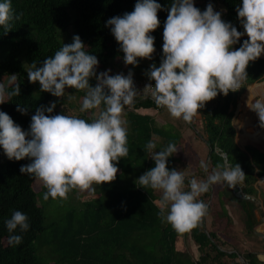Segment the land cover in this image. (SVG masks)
<instances>
[{
	"label": "trees",
	"instance_id": "obj_1",
	"mask_svg": "<svg viewBox=\"0 0 264 264\" xmlns=\"http://www.w3.org/2000/svg\"><path fill=\"white\" fill-rule=\"evenodd\" d=\"M204 1L193 0L194 6L198 9L207 6ZM219 1L224 6L222 20L244 32L236 12L242 0ZM136 2L137 0H11L13 18L9 21L10 30L5 32V27L0 25V81L6 75L16 74L21 91L19 96L0 104V111L10 115L25 131L29 130L31 116L35 114L36 108L55 102L52 115L63 111L58 109L64 102L63 97L42 92L39 82H29L27 71L32 63L39 66L63 44H70L59 40L58 32L66 31V36L71 38V25L75 35H79L84 43V50L97 57L99 63L96 72L110 69V75H116L113 61L124 54L107 26V21L132 12ZM156 2L162 5V10L157 13L159 27L150 33L154 37L155 49L161 44L159 34L164 28L173 0ZM245 39L248 37L242 36L232 46L233 49L239 48ZM246 72L247 78L238 90L229 91L226 96L218 94L213 104H205L198 110L202 123L200 129L192 121L185 122L182 118V125L178 128L172 124L157 126L155 114L150 113L153 109L157 111L155 102L147 97L136 96L134 103L127 106L123 113L128 154L116 164L119 171L115 180L101 185L93 184L90 191L96 196L81 200L54 221L45 223L43 207L38 203L37 191L33 188L35 176L20 173V167L30 163V160H9L0 151V156H6L0 160V264H188L179 259L175 246L180 232L161 218L154 190L135 183L146 170L155 166V162L144 150L145 145L154 141L155 150L158 151L169 143H174L178 151L184 144L182 126L189 124L207 146L208 170L206 172L203 169L204 176L217 165L224 164L225 158L232 166L239 163L246 175L242 191L255 196L256 176L264 174V152L248 145L245 146L246 152L240 149L234 138L232 116L238 96L245 87L264 80V58L259 57L249 62ZM137 78L145 79L139 76ZM96 82L95 77L89 81L92 86ZM4 84L7 86L8 82ZM66 89L78 96L84 97L86 94L85 90ZM17 106L26 107L27 114L18 112ZM163 109L164 107L158 111ZM99 110H85L76 117L91 122ZM217 150L225 153V158ZM178 161L179 154L173 153L168 158V168L177 169ZM257 168L259 171H256ZM187 188L184 190H189ZM211 190L209 187L207 192L198 197L207 205L205 215L197 222L196 227L184 232L196 244L199 252L195 262L188 259L189 264H264L250 248L243 251L220 248L219 244L224 241L217 236L215 230L205 225V217L215 212L214 215L219 213L215 217L225 218L226 223H229L231 216L223 203V210L212 208ZM227 190L240 210L246 235L252 234L253 227L257 224L253 201L238 198L230 189ZM46 191L42 184L40 192L45 194ZM67 193L79 197L81 192L80 188H73ZM220 199L217 196V200ZM13 211L24 213L29 223L27 231L21 233L17 229L14 233L22 236V242L18 245H9V233L4 223Z\"/></svg>",
	"mask_w": 264,
	"mask_h": 264
},
{
	"label": "clouds",
	"instance_id": "obj_2",
	"mask_svg": "<svg viewBox=\"0 0 264 264\" xmlns=\"http://www.w3.org/2000/svg\"><path fill=\"white\" fill-rule=\"evenodd\" d=\"M162 5L156 0H137L134 10L107 21L111 33L123 52L125 65H138V59H151L155 51V31L160 21ZM244 32L221 18L211 3L201 11L193 0H173L164 23L163 56L159 66L151 64L146 75L150 81L143 92L149 93L158 107H164L174 118L191 122L198 110L218 94L236 91L247 78L246 68L251 61L264 54V0H242L236 8ZM11 0L0 2V25L10 30ZM17 19L19 17H16ZM246 35L241 46L233 45ZM79 35L37 66L27 71L30 83L39 82L40 90L62 97L66 88L85 90L80 111L100 109L88 122L65 114L52 115L56 103L36 108L29 130H23L14 120L0 111V148L9 160L25 158L30 163L20 167L21 174L32 175L42 181L49 197L64 198L73 188L89 189L93 184L110 183L119 171L116 164L128 154L127 128L122 119L125 106L134 103L138 91L133 73L110 75L111 70L97 74L98 59L87 53ZM8 85L0 82V104L20 95L16 74L9 75ZM95 77L96 84L89 81ZM259 82V81H258ZM9 87L11 90H8ZM103 105V107H101ZM247 107L264 129V98ZM21 114L26 107L17 106ZM47 113V114H46ZM149 141L145 151L155 162L137 180L141 187L161 192L157 201L160 216L175 230L185 232L196 227L205 215L207 205L198 197L210 185L227 182L230 188L242 184L245 173L239 163L217 165L206 180L192 178L185 191V176L175 168H168V158L177 152L169 143L160 150ZM207 172L208 165L201 162ZM256 171H259L257 168ZM9 245H18L22 236L14 234L29 229L28 217L13 211L5 220ZM264 259V257H259Z\"/></svg>",
	"mask_w": 264,
	"mask_h": 264
},
{
	"label": "rangeland",
	"instance_id": "obj_3",
	"mask_svg": "<svg viewBox=\"0 0 264 264\" xmlns=\"http://www.w3.org/2000/svg\"><path fill=\"white\" fill-rule=\"evenodd\" d=\"M204 2L207 3V5L211 3L214 7V10L221 12V15L224 13V6L219 0H210V1L205 0ZM199 9L201 11H204L206 9V6L201 7ZM69 29H72V32H71L72 37L68 38L65 33L66 31L65 32L60 31L58 32L59 40H61L62 42H66V43L72 42L73 36L75 35L74 28L71 25ZM163 30L164 28L161 29L160 34H159L161 38V44L157 49H155L154 53L152 54L151 59H138V65L133 66V65H125L123 57L116 58L113 61V70L115 74L123 73L124 75H127L126 72L131 71L133 75L136 77L139 76V77H145V79H148L146 73L149 70L150 65L156 64L157 66H159L162 56H163V52H162ZM62 33H65V35H63ZM100 72H104V71H99L97 72V74H99ZM9 79H10V76L6 75L5 78L1 79L0 82L2 83L8 82ZM252 84L247 85L244 91H242L240 95L238 96V99L236 101V106H235L233 116H232V124L235 128L234 138H235V142L237 145H239L240 147L244 146V148L245 146L248 145L256 149H260L261 147L257 144L245 143V142L240 143L237 141V138H236V132H237L236 130L239 126L238 123H240L241 121L239 119V113H241V111H237L238 102L241 96L247 90V88ZM62 97L64 99V102L59 106L58 109L59 111L61 109L63 111H61L59 114H65V115L76 117L78 113L81 112L80 108L82 106L83 97L78 96L76 93L69 92L67 91V89H65L64 95ZM215 100H216V97L212 99L211 101L206 102V104L208 105L213 104ZM126 107L127 106H125L124 110L126 109ZM124 110L122 112L123 120H124V116H123ZM150 113L155 114V123L159 127H162V126L165 127V126H168L169 124H172L176 128H178V126L181 127L182 125V122H181L182 119L181 118L177 119V118L172 117L166 108H164L161 111H155L153 109V111H151ZM200 118H201V114L197 112V114L192 119V122L199 129L202 127ZM256 124L258 126L259 121H257ZM182 136L184 139V144L177 151V153L179 154V161L177 162V170L181 171L183 175L185 176V188H187V185L190 179L196 178L197 180H206L207 176L212 173V170H209V172L204 176V172H202L204 168L201 167V162L206 163L207 146L204 143V141L201 139V137L198 135V133L191 127V125L188 124L187 126L185 125L182 126ZM0 151L3 152V149L0 148ZM3 155H5L4 152H3ZM5 158L6 156L4 157L0 156V160H3ZM259 177L260 175H257L256 179L262 180V179H259ZM42 184H43L42 181H40L38 178L35 177L34 182H33V188L34 190L37 191L38 203L43 207L44 215H45V223L59 219L61 216L64 215L67 209L77 205L81 200L87 199V198L89 199L91 198V196H96L90 191L91 188H89V189H84V190L80 189L81 193L79 197L76 195L67 193L64 198L57 197L56 199L52 198V199L45 200L43 198L44 194L40 192ZM217 186H220V187L217 188ZM210 187L212 188L211 190L212 191L211 193L212 208L217 209V211H220V210H223V208H221V204L223 203V205H225V203H228L226 204V206L228 207V211L232 217V221H230L229 223H226L225 218L215 217V216H218L219 213L214 215L215 212H213V213H210V216L207 218V219L212 218L211 221L208 222V220L207 221L205 220V225L208 228H210V225H212L213 227L214 226L216 227L219 237L224 240V242L222 243L223 245L221 243L219 244L220 248L226 249V250L229 249L228 251H231L234 249H237L238 251H243L244 250L243 245L244 246L246 245L244 242V240L246 239L245 238L246 234L243 233V230H242L243 223L241 221V218L239 219V216H240L239 214L241 213L236 208L238 207L236 204V201H234L232 198L229 199L230 191L227 190L228 189L227 182H220V183L212 184L210 185ZM154 194L157 197L156 199V202H157L161 198V192L154 190ZM217 196L221 197V199L217 200ZM224 200H229V201L224 202ZM258 222L259 221H257V224ZM223 225H225L226 232L222 230ZM219 228H221V230H219ZM220 234H222L221 236L223 238L220 236ZM175 247H176V250L178 251L179 259L183 261L184 263L189 264L190 262H188L189 261L188 259H190L191 262H195V260L199 257V252H198L196 244L193 243L189 235L188 234L185 235L184 232H180L179 237L176 240ZM40 256L43 257L44 255L40 252ZM43 260H44L43 262H45V258H43ZM230 261L231 260H228V262Z\"/></svg>",
	"mask_w": 264,
	"mask_h": 264
},
{
	"label": "bare ground",
	"instance_id": "obj_4",
	"mask_svg": "<svg viewBox=\"0 0 264 264\" xmlns=\"http://www.w3.org/2000/svg\"><path fill=\"white\" fill-rule=\"evenodd\" d=\"M260 98H264V81L250 85L238 102L237 111H241L239 113L241 121L238 123L236 138L240 143H254L264 148V129L257 126V115L247 107V101L254 103L256 99Z\"/></svg>",
	"mask_w": 264,
	"mask_h": 264
},
{
	"label": "crops",
	"instance_id": "obj_5",
	"mask_svg": "<svg viewBox=\"0 0 264 264\" xmlns=\"http://www.w3.org/2000/svg\"><path fill=\"white\" fill-rule=\"evenodd\" d=\"M127 73V72H126ZM128 74V73H127ZM134 76V75H133ZM262 149V148H260ZM246 150V149H245ZM261 176V175H260ZM256 190H257V194L253 197H255V200H251L253 201L254 205H255V208L256 207H259L261 209V211L263 212V216H262V219L258 222L257 225H255L253 227V232L252 234H248V236L246 235L245 236V246L243 245V248L244 249H252L255 253H256V256L259 260L261 261H264V259H261L259 257H264V179L262 180H257L255 181V184H254ZM220 186H217V188H219ZM232 193V192H231ZM233 194V193H232ZM252 196V195H251ZM231 199V198H230ZM234 200V199H233ZM250 200V199H249ZM229 201V200H227ZM226 202V201H225ZM226 204L228 203H225L224 207L227 209V213L230 215L229 211H228V207L226 206ZM238 210L239 208L236 207ZM254 208V209H255ZM236 209V210H237ZM240 212V210H239ZM238 213V212H237ZM236 213V214H237ZM239 214V213H238ZM240 215V214H239ZM210 216V214H207L205 219L206 221L208 220V222L211 221V219H207L208 217ZM231 216V215H230ZM239 219H240V216H239ZM231 221H232V217H231ZM226 224V223H225ZM210 227L216 231V233L218 232L216 227L214 226H211ZM219 230H221V228H219ZM222 230H224L226 232V228H225V225H223V228ZM242 230H243V233H245V228H244V225H242ZM240 230V231H242ZM239 234V233H238ZM246 234V233H245ZM222 234H220L221 236ZM217 236L218 233H217ZM222 237V236H221ZM223 238V237H222ZM226 240V238H225ZM224 241V240H223ZM226 243V242H225ZM226 245V244H225ZM229 250V249H228Z\"/></svg>",
	"mask_w": 264,
	"mask_h": 264
},
{
	"label": "water",
	"instance_id": "obj_6",
	"mask_svg": "<svg viewBox=\"0 0 264 264\" xmlns=\"http://www.w3.org/2000/svg\"><path fill=\"white\" fill-rule=\"evenodd\" d=\"M234 50V49H233ZM261 58H264V56H260ZM261 82V81H260ZM255 83V82H254ZM232 107H230V109H231ZM239 146V145H238ZM240 147V146H239ZM240 149H242L243 151H245L246 152V150H245V148H244V146L243 147H240ZM260 151H262V152H264V148L263 149H259ZM217 153H219L220 155H222L224 158H225V156H226V154L225 153H222V152H220V150H217ZM250 156V155H249ZM225 162H226V158H225ZM263 177H264V174L263 175H261L260 177H259V179H263ZM230 190H231V192L236 196V197H239V198H243V199H250V200H255V197H253V196H251V195H248V194H246V193H244L243 191H242V188H243V182H242V184H237L234 188H230V187H228ZM254 214H255V217H256V220L257 221H260L261 219H262V216H263V212L261 211V209L259 208V207H256L255 209H254Z\"/></svg>",
	"mask_w": 264,
	"mask_h": 264
},
{
	"label": "built area",
	"instance_id": "obj_7",
	"mask_svg": "<svg viewBox=\"0 0 264 264\" xmlns=\"http://www.w3.org/2000/svg\"><path fill=\"white\" fill-rule=\"evenodd\" d=\"M133 81H134L135 88L138 91H140V92H138L137 96H140L141 98H146L147 97V98L151 99L152 101H154L149 93L143 92V90L145 88V85H147L149 83L154 84L155 83L154 81H150L149 79H139L136 76H133ZM162 108L163 107H158L156 105V110L157 111L162 109Z\"/></svg>",
	"mask_w": 264,
	"mask_h": 264
},
{
	"label": "flooded vegetation",
	"instance_id": "obj_8",
	"mask_svg": "<svg viewBox=\"0 0 264 264\" xmlns=\"http://www.w3.org/2000/svg\"><path fill=\"white\" fill-rule=\"evenodd\" d=\"M229 187V186H228ZM229 189V188H228Z\"/></svg>",
	"mask_w": 264,
	"mask_h": 264
}]
</instances>
